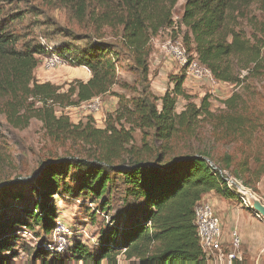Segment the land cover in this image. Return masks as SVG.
Returning <instances> with one entry per match:
<instances>
[{"label": "trees", "instance_id": "trees-1", "mask_svg": "<svg viewBox=\"0 0 264 264\" xmlns=\"http://www.w3.org/2000/svg\"><path fill=\"white\" fill-rule=\"evenodd\" d=\"M48 1L69 9L80 23L88 19L95 31L102 27L118 29L121 48L131 58L141 90L133 89L138 96L132 98L111 94L118 99L119 106L107 116L105 129L97 130L88 124L72 126L67 117L56 116V108L78 107L110 93L113 86L127 88V84L118 80L109 56L111 48L95 42L73 57L68 50L54 47L56 53L91 73L86 82H72L63 91L59 86L35 79L34 71L46 47L20 43V37L8 29L19 16L0 20V114L8 122L16 121L14 126L22 129L36 119L49 138H76L91 147L87 158L49 160L30 181L31 195L38 198L27 206L19 208L10 203L25 199L22 191H11L15 184L0 187V264L7 263L2 254L14 245V229L32 233L34 226H38L45 236L53 231L57 218L55 195L66 193L99 199L112 182L111 175L122 178L138 204V213L121 224H108L110 227L100 233L92 249L73 239L65 252L71 260L78 264H116L117 255L124 249L126 264H207L196 235L194 207L210 192L223 199L238 197L227 188L221 175L228 165L221 168L205 152L176 154L174 150L176 141L196 137L202 123H207L218 134H214L216 137L234 141L251 140L262 128L246 91L251 90L254 82L264 79V0L184 2L179 23L184 28L183 44L187 52L195 53L199 64L217 82L237 88L223 101L224 110L219 113L211 112L208 96L199 104L192 102V96L182 88L186 78L183 69L170 76L172 87L164 95L149 92L150 44L160 31L171 26L179 0ZM179 97L187 104L176 112ZM125 124L129 127L125 128ZM133 127L151 131L159 146L141 152L129 148ZM76 131L80 132L74 136ZM118 166L127 168L116 171ZM244 167L242 171L229 173L239 181L249 171ZM71 170L78 175L72 178L78 183L74 191L61 183ZM241 184L246 187L249 182ZM14 207L20 209V217L9 216ZM34 259H40L41 264H65L63 255L48 249L43 240L34 251Z\"/></svg>", "mask_w": 264, "mask_h": 264}, {"label": "rangeland", "instance_id": "rangeland-1", "mask_svg": "<svg viewBox=\"0 0 264 264\" xmlns=\"http://www.w3.org/2000/svg\"><path fill=\"white\" fill-rule=\"evenodd\" d=\"M184 2L185 0L178 1L173 11V18L181 17ZM0 11H2L0 20L7 16H19V20L10 23L8 29L20 37L21 44L26 43L31 46L42 44L43 46L62 48L68 50L73 57L85 52L87 46L95 42H100L111 48L109 56L114 61L118 80L127 84V88L121 89L118 86H113L110 93L100 97L101 110L96 116L89 114L85 109L75 110L78 107H74L56 108L57 117H67L72 126L82 125L83 127L88 124V127L103 130L106 127L107 116L113 114L119 106L118 99L111 95L112 93L123 94L127 98L138 96L132 90L135 89L139 92L141 82L134 72L130 56L121 48L118 29L102 27L95 31V27L90 21H87L88 19H86V23H80L69 9L52 4L48 0H0ZM165 38L166 36L160 35L155 37L150 44L149 92L155 96H159L156 95L158 92L165 93L172 87L169 80L170 76L174 74L168 71L159 72L157 67L153 68L154 63L151 59L154 53L160 54V48ZM40 64L41 59L39 58L38 67L34 71L35 79L39 83L49 82L59 86L63 91L68 88L70 83L83 82L87 76H91L88 69L77 67L75 64L50 72L44 71ZM176 71V75L180 73L178 68ZM159 75L162 79L158 82V86L153 88L152 81ZM206 85L208 89L204 92L205 94L192 96V102L199 104L204 96H208L210 110L213 113L224 110L223 101L237 90L234 85L221 83L212 89V91L218 92L217 95H214L209 93L211 87ZM246 93L249 96L250 104L255 107V115L259 119V124H262V128L251 140L234 141L216 137L215 135L218 134L212 131L207 123H202L196 137L176 141L178 143L174 152L176 154H183L186 151L208 153L212 161L221 168H227L228 165V170H223L232 178L233 176L229 172L236 169L242 171L241 169L247 166L248 173H245L239 181H248L249 185H246L245 188L250 190L264 205V79L254 82L251 90H247ZM186 104L187 102L179 97L176 102V112H181ZM15 122H8L0 114V187L7 183H13L15 184V187L11 189L13 193L22 191L24 200L10 202L20 208L31 203L33 198L37 201L38 197L31 195L32 184L30 181L39 175L40 170L48 164L49 160L72 157L87 158L91 147L76 138L71 139L65 136H61L59 140L49 138L41 122L36 119H31L28 127L24 129L15 127ZM124 127L128 128L129 125L125 124ZM72 130L70 127L69 131ZM79 132L76 131L74 136H77ZM132 137V142L128 144V147L139 149L140 152L147 151L149 147L154 150L159 146V143L154 142L151 131L147 129L141 130L133 127ZM145 143L148 144L147 147L143 146ZM152 154L154 155L153 152ZM118 167L127 168L126 166ZM73 175H77V173L71 170L68 176L62 177L61 181V183L65 182L71 191H74L78 184L72 179ZM111 180L112 182L107 186L104 195L99 199L83 195L71 196L66 193L53 197L57 217L54 225L57 221H61L71 232L70 236L66 234L67 245L61 252L65 264H78L70 259L68 253H65L73 239H78L89 249H92L98 242L100 233L110 227L108 224H121L126 221V218L137 215L138 204L130 196L128 187L124 185L122 178L111 175ZM202 200H206L212 205L220 220L224 252L233 250V234H236L240 241L237 253L241 257V261L238 263L252 264L258 260L259 264H263L264 221L261 217L246 208L244 204L240 205V199H229L224 207L218 205L217 199L203 198ZM19 211L20 209L14 207V210L9 212V216L20 217ZM132 213L134 215H131ZM13 232L16 236L14 245L8 253L2 254L4 258H7L6 264H41L40 259H34L35 249L42 240L48 249L56 243L52 232L45 236L38 226H34L32 233L27 229L20 231L14 229Z\"/></svg>", "mask_w": 264, "mask_h": 264}, {"label": "built area", "instance_id": "built-area-1", "mask_svg": "<svg viewBox=\"0 0 264 264\" xmlns=\"http://www.w3.org/2000/svg\"><path fill=\"white\" fill-rule=\"evenodd\" d=\"M180 18L175 17L172 19L171 26L160 31L158 36H166L165 41L161 45L160 54L165 59H170L174 62L179 70L183 69L187 76L201 80L208 84L211 89L218 87L221 83L217 82L211 75L210 71L199 64L197 55L195 53L187 52L183 44V30L184 28L179 23ZM157 36V37H158ZM45 55L41 56L40 67L46 71H55L65 69L72 66L73 62L62 57L56 53L54 47L45 46ZM243 72L242 74H244ZM100 97H96L86 103L81 104L75 110L85 109L89 114L96 116L101 110ZM226 182L227 188L231 190L240 199V205L244 204L247 208V202L240 194L239 187L245 188L240 181L229 176L226 172L221 173ZM247 189V188H246ZM194 225L196 228V235L199 241L200 248L204 254L207 264H239L241 257L237 253L240 241L236 234H233L232 246L233 250L224 252L223 240L220 220L217 217L212 205L206 201H199L194 207ZM53 238L56 243L50 249L55 253H61L66 245V234L70 236L69 228L61 221H57L54 225ZM69 244V243H68ZM123 249L116 257V264H126L123 257ZM252 264H259L258 260Z\"/></svg>", "mask_w": 264, "mask_h": 264}, {"label": "crops", "instance_id": "crops-1", "mask_svg": "<svg viewBox=\"0 0 264 264\" xmlns=\"http://www.w3.org/2000/svg\"><path fill=\"white\" fill-rule=\"evenodd\" d=\"M159 55L160 54L154 53L151 56V59L154 63L153 68L157 67L159 72L168 71V72H172V74L176 75V72H177L176 68H178L177 65L174 62H172V60L163 59L161 56L159 57ZM80 68H83V67H80ZM89 78H90V76H87V78H85V80H83V82H86ZM160 79H162V77H160V75H159V77H156L155 79H153L154 80V81H152L153 82L152 83L153 88H156L155 86H158V82L160 81ZM183 88H184L186 94L189 96H194V95L201 96V95L205 94L204 92L208 89V86L204 82H200L199 80H197L193 77L187 76L185 78L184 83H183ZM157 89H159V88L157 87ZM209 93L214 94V95L218 94V92L216 90L212 91V89L209 91ZM156 95L162 96V95H164V92H162V94H160L158 92ZM204 198L208 199V200L217 199L218 205L221 207L222 206L224 207L226 205L227 200H229V199L220 198L214 192L208 193L207 195L204 196Z\"/></svg>", "mask_w": 264, "mask_h": 264}, {"label": "water", "instance_id": "water-1", "mask_svg": "<svg viewBox=\"0 0 264 264\" xmlns=\"http://www.w3.org/2000/svg\"><path fill=\"white\" fill-rule=\"evenodd\" d=\"M122 169H124V167H116V171ZM239 191L247 202V208L254 214L260 216L264 221V205L261 203V201L250 190L246 188L239 187Z\"/></svg>", "mask_w": 264, "mask_h": 264}]
</instances>
